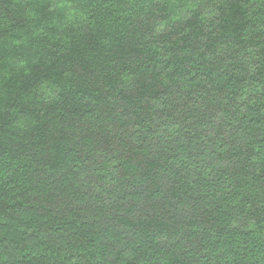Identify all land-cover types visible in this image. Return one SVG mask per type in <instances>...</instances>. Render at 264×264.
<instances>
[{
	"label": "trees",
	"instance_id": "1",
	"mask_svg": "<svg viewBox=\"0 0 264 264\" xmlns=\"http://www.w3.org/2000/svg\"><path fill=\"white\" fill-rule=\"evenodd\" d=\"M0 264H264V0H0Z\"/></svg>",
	"mask_w": 264,
	"mask_h": 264
}]
</instances>
